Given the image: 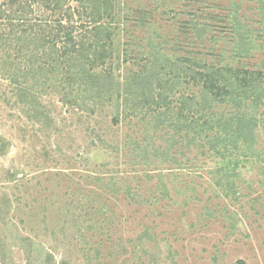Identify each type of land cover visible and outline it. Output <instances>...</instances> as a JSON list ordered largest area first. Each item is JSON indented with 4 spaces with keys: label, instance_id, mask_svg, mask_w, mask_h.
<instances>
[{
    "label": "rangeland",
    "instance_id": "rangeland-1",
    "mask_svg": "<svg viewBox=\"0 0 264 264\" xmlns=\"http://www.w3.org/2000/svg\"><path fill=\"white\" fill-rule=\"evenodd\" d=\"M120 2L131 20L108 47L107 65L117 67L114 74L121 78L138 70L133 60H123L131 38L140 42L155 29L168 35L169 42L180 40L173 15L183 5L196 22L212 29L193 44L176 40L183 47L181 55L189 51L225 66L232 54L229 65L251 73L264 61V0ZM232 7L243 16L253 40V48L246 47L251 52L243 54L248 58L235 57L231 44L224 43L227 35L217 40L219 19ZM143 14L149 15L151 29L134 25ZM8 83L0 75V264H264L261 129L252 152L259 159L248 153L234 165L186 152L190 162L185 165L181 159L180 169L142 166L134 164L126 143L134 139L132 123H110L114 102L89 115L68 109L57 93L47 92L40 97L45 119L32 122L27 107L16 103L20 93ZM252 100L250 96L246 102ZM217 167L241 175L229 197L214 193ZM125 181L129 189L121 184Z\"/></svg>",
    "mask_w": 264,
    "mask_h": 264
},
{
    "label": "trees",
    "instance_id": "trees-1",
    "mask_svg": "<svg viewBox=\"0 0 264 264\" xmlns=\"http://www.w3.org/2000/svg\"><path fill=\"white\" fill-rule=\"evenodd\" d=\"M187 7L182 6L180 18L173 15L181 36L176 40L193 44L212 28L196 22ZM126 9L120 0H0V75L20 93L16 103L27 107L28 119H45L40 97L57 93L68 109L89 115L102 113L107 102H114L110 123L122 120L134 126V139L126 143L137 165L180 169L181 159L185 165L190 162L186 152L237 165L253 154L259 144L256 130L264 135V111L259 113L264 106V61L251 73L230 66L232 54L225 66L210 64L201 54L191 56L188 50L181 55L183 47L152 30L149 15L143 14L134 25L146 26L151 33L125 44L123 60H133L138 70L121 78L114 74L117 67L107 65L108 47L131 20ZM227 9L219 19L217 40L227 35L224 43L231 44L235 57L248 58L243 54L254 44L247 25L237 9ZM250 96L252 104L246 102ZM212 175L216 197L232 195L241 177L226 167H217Z\"/></svg>",
    "mask_w": 264,
    "mask_h": 264
}]
</instances>
